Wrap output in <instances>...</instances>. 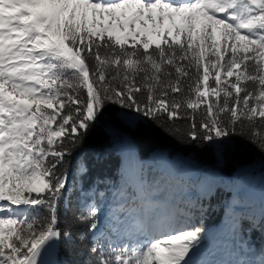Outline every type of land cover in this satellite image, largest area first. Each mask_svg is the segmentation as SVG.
<instances>
[{"label":"snow or ice","instance_id":"obj_1","mask_svg":"<svg viewBox=\"0 0 264 264\" xmlns=\"http://www.w3.org/2000/svg\"><path fill=\"white\" fill-rule=\"evenodd\" d=\"M109 103L221 152L236 135L264 150V0H0V264H65L53 254L78 242L84 264H264V191L257 210L243 174L214 239L190 162L95 191L82 158L69 172ZM109 197L108 236L88 240ZM69 211L85 231L62 226ZM206 245L222 258L196 259Z\"/></svg>","mask_w":264,"mask_h":264},{"label":"trees","instance_id":"obj_2","mask_svg":"<svg viewBox=\"0 0 264 264\" xmlns=\"http://www.w3.org/2000/svg\"><path fill=\"white\" fill-rule=\"evenodd\" d=\"M228 79L234 80V77ZM247 83L249 87H254L251 82ZM136 116L135 112L124 109L119 104L109 103L102 118L98 122H92L93 127L76 148L72 164L68 166L69 172L75 174L76 162L82 158L89 169L84 180L86 187L90 184L95 186L101 179L119 186L125 182L127 174L130 175L119 172L120 162L134 161L136 163L134 172H137L139 176L142 172L148 173L149 170L152 174L163 170L165 164H169L168 159H171V164L190 162L196 166L199 175L214 191L210 192L213 195L212 198L207 200L205 197L206 203L209 204L204 205L205 209L199 212L209 236L214 239L219 237L225 228L222 205H225L229 193H236L237 177L242 174L247 181L246 190L252 195L258 210L260 195L264 191V150L258 143L236 135L227 141L221 152L207 142H192L187 139L184 135L188 129L186 122L178 121L174 125H169L142 115L137 119ZM257 123L259 126V122ZM177 128L179 131H176ZM124 149L128 150V157H125ZM214 171L219 172L220 180L209 179ZM227 179L230 180V184L215 191V186ZM70 194L73 198L71 207L75 208L77 196L71 190ZM62 226H70L73 234L85 231L86 227L72 224L71 211L68 213L67 223ZM85 235L88 240L91 239L90 234L85 232ZM251 240L258 247L261 237L258 233H253ZM209 249L206 245L207 254ZM212 253L213 258L218 257L213 251ZM57 254L65 264H84L88 259L87 253L79 242L75 247L61 245L53 254L54 257Z\"/></svg>","mask_w":264,"mask_h":264},{"label":"rangeland","instance_id":"obj_3","mask_svg":"<svg viewBox=\"0 0 264 264\" xmlns=\"http://www.w3.org/2000/svg\"><path fill=\"white\" fill-rule=\"evenodd\" d=\"M224 79H225V77H224ZM227 79H228V78H227ZM140 117H141V116L137 114L136 118L138 119V118H140ZM167 161H168L169 164L172 163L171 159H168ZM130 164H131V168H132L133 165H134V163H133V162H130ZM119 169H120V168H119ZM160 171H161V170H160ZM160 171H158V172H160ZM209 179H210V180H214V181L220 180V174H219V172L214 171L212 174H210ZM229 184H230V180H229V179L224 180L222 183H220L219 185H217L218 187L215 186V188H216L215 191H218L219 189H223L224 186L229 185ZM211 191L214 192L212 189H211ZM211 191H210V192H211ZM211 194H212V193H211ZM211 194H209L208 196H206V197H207V200H209V198H212V197H213V195H211ZM233 196H234L233 193H232V195H230V196L228 195V199H227L225 205H222V206H223V207H222L223 220H224L225 222L228 220V215H227V211H228V209H227L226 206L229 204V202H230V200L233 198ZM228 200H229V201H228ZM201 256H202V252H201V254H199V255L196 257V259H202Z\"/></svg>","mask_w":264,"mask_h":264}]
</instances>
